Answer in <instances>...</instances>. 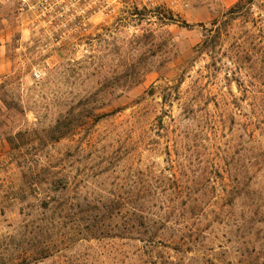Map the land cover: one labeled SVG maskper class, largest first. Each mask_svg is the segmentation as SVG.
Here are the masks:
<instances>
[{"label":"rangeland","instance_id":"rangeland-1","mask_svg":"<svg viewBox=\"0 0 264 264\" xmlns=\"http://www.w3.org/2000/svg\"><path fill=\"white\" fill-rule=\"evenodd\" d=\"M239 1L0 0V264H264V0Z\"/></svg>","mask_w":264,"mask_h":264},{"label":"built area","instance_id":"built-area-1","mask_svg":"<svg viewBox=\"0 0 264 264\" xmlns=\"http://www.w3.org/2000/svg\"><path fill=\"white\" fill-rule=\"evenodd\" d=\"M22 10L35 14L112 15L134 11L178 15L203 0H19ZM38 77V74H35Z\"/></svg>","mask_w":264,"mask_h":264},{"label":"trees","instance_id":"trees-1","mask_svg":"<svg viewBox=\"0 0 264 264\" xmlns=\"http://www.w3.org/2000/svg\"><path fill=\"white\" fill-rule=\"evenodd\" d=\"M254 1L255 0H240L237 4H236V6L230 11V12H234V10L238 7V6H240V4H243L244 2H245V4H244V9L246 8V9H250V8H252V6H253V4H254ZM142 225H145L144 223H142Z\"/></svg>","mask_w":264,"mask_h":264}]
</instances>
